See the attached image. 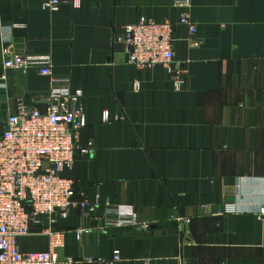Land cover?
<instances>
[{"label":"crops","instance_id":"0c3cea01","mask_svg":"<svg viewBox=\"0 0 264 264\" xmlns=\"http://www.w3.org/2000/svg\"><path fill=\"white\" fill-rule=\"evenodd\" d=\"M172 1L50 11L41 0H0V132L19 103L43 111L50 87L34 66L5 68V49L49 55L52 77L82 92L76 146L92 149L61 174L74 181L75 204L99 205L58 219L63 264H110L116 251V264H264V0H191L192 38ZM142 17L173 24L180 90L174 65L138 68L114 41ZM105 202L133 205L149 228H105ZM40 229L18 238L21 252L48 249Z\"/></svg>","mask_w":264,"mask_h":264},{"label":"built area","instance_id":"2783aa9c","mask_svg":"<svg viewBox=\"0 0 264 264\" xmlns=\"http://www.w3.org/2000/svg\"><path fill=\"white\" fill-rule=\"evenodd\" d=\"M79 4L80 0H41L42 7L50 11ZM172 6L178 12V23L186 26L192 38L196 23L190 15L191 0H173ZM114 41L122 46L128 64L138 68L160 64L168 71L174 65L173 84L180 90L183 70L174 61L171 22L142 17L135 24L124 25ZM3 65L14 69L34 66L40 75L50 77V87L43 111L19 103L0 132V264H63L58 254L63 232L54 229L58 219L66 218L75 205L81 219H85L99 205L86 200L75 204L74 181L61 174L62 169L72 167L77 151L86 154L92 149L91 144L79 150L76 146L78 130L86 123L80 104L82 92L71 90L67 78L52 77L49 55H21L5 49ZM134 88L137 90L139 84L134 83ZM102 119H110L108 112H104ZM232 211L231 207L224 209V212ZM257 215L264 217V206ZM102 219L105 228L145 231L150 226L149 222L138 219L131 204L105 202ZM177 220L190 222L188 218ZM35 226H41L40 233L48 237V249L21 252L18 238L29 235ZM82 230L78 229L77 234ZM119 259L116 251L110 264H116Z\"/></svg>","mask_w":264,"mask_h":264}]
</instances>
